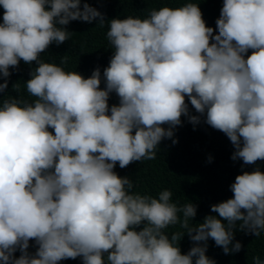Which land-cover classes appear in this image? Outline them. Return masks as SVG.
I'll list each match as a JSON object with an SVG mask.
<instances>
[{"label":"clouds","instance_id":"9594fccd","mask_svg":"<svg viewBox=\"0 0 264 264\" xmlns=\"http://www.w3.org/2000/svg\"><path fill=\"white\" fill-rule=\"evenodd\" d=\"M0 7V93L10 68L21 60L38 65L25 84L34 100L0 102V264L78 257L105 264V253L107 264H216L205 255L207 241L225 255L238 253L236 222L261 236L259 168L237 175L233 198L211 206L219 218L208 215L196 226L189 225L196 205L177 207L169 190L158 198L135 193L132 180L114 169L155 160L157 146L173 138L182 116L194 126L204 117L224 133L233 161H264V0H223L215 30L191 2L153 9L144 19H112L113 56L103 70V90L99 68L86 79L40 59L52 43L69 39L63 26L71 21L99 18L103 25L99 11L86 2L81 10V0H0ZM13 87L19 91V84ZM113 92L119 104L109 107ZM185 97L199 115L189 112ZM177 224L195 245L184 255L177 245L185 234L164 231ZM30 240L38 246L34 255L27 251ZM253 264L264 261L253 257Z\"/></svg>","mask_w":264,"mask_h":264},{"label":"trees","instance_id":"16d2710c","mask_svg":"<svg viewBox=\"0 0 264 264\" xmlns=\"http://www.w3.org/2000/svg\"><path fill=\"white\" fill-rule=\"evenodd\" d=\"M85 2L103 15L105 23L101 25L99 18L92 23L71 21L63 26L70 33L69 39L59 46L52 43L41 54L40 59L45 63L60 66L66 72L75 71L86 79L99 68L101 90L105 88L103 70L109 66L113 56V49L107 40L109 21L125 19L128 16L144 19L153 9L159 10L161 7L175 9L191 2L199 6L206 26L215 30V22L223 7V0H81V10ZM3 11L0 7V23H2ZM57 27L60 26L57 25ZM214 34L218 32L214 31ZM248 54H251V50ZM65 55L67 63L62 64L61 60ZM36 67L38 65L35 62L25 64L21 60L17 68H10L11 76L7 78L8 88L0 93V102L9 97L34 100L35 97L27 93L25 84L31 79L30 74ZM0 83H4V79H0ZM16 84H19L18 92L13 87ZM185 101L189 104V112L192 115H199L187 97ZM108 104L109 107L119 104V97L114 92L110 94ZM203 120L204 117H201V123L194 126L188 122L187 117L182 116V124L173 130V138L164 139L157 146L155 160L133 162L124 169H121L117 163L114 169L119 177L132 180L135 193L158 198V193L169 190L173 194L170 202L176 203L177 207H183L188 203L196 205L197 214L189 220L190 226L203 223L208 215L219 218L217 213L211 212V206L233 198L230 185L235 182L237 175L243 172L251 173L257 168L264 173V161H257L253 165H243L241 160L233 161L231 156L235 149L230 140L224 133L214 130ZM164 127L167 128V125ZM173 139L178 142L173 144ZM178 216L181 220L183 219L182 213H178ZM223 223L226 224V222ZM240 223L242 222H236L233 244L240 242L241 251L225 255L223 249L209 239L205 253L209 259L214 260L216 264H253V257L258 256L261 261H264V232L256 238L254 235L241 231ZM143 226L144 224H141L136 230H141ZM164 231L169 237L175 232L185 234L177 245L182 255L187 254L195 246L187 235V230L181 228L179 224L169 226ZM37 248L35 240H30L28 253L34 255ZM20 255L19 250L14 253L15 258H19ZM104 260L107 264V253L104 254ZM58 264H83V261L81 257H78L75 260H62Z\"/></svg>","mask_w":264,"mask_h":264}]
</instances>
